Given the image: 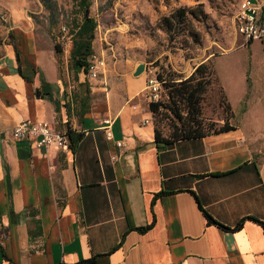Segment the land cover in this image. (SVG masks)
I'll return each instance as SVG.
<instances>
[{"label": "crops", "instance_id": "obj_1", "mask_svg": "<svg viewBox=\"0 0 264 264\" xmlns=\"http://www.w3.org/2000/svg\"><path fill=\"white\" fill-rule=\"evenodd\" d=\"M10 33L0 60V264L73 263L94 255L97 264H264V227L246 218L264 221V154L244 127L158 149L137 63L108 80L105 71L94 79L79 72L93 86L78 82L86 88L80 95L89 90L81 120L73 98L77 121L69 126L83 133L75 149L15 140L10 131L22 119H45L66 131L69 118L55 122L59 102L56 110L36 94V69L54 85V99L59 92L56 64L47 73L40 63L49 52L36 44L27 21ZM13 43L27 78L17 72ZM109 49L116 68V49ZM204 212L230 228L244 220L228 230L207 222Z\"/></svg>", "mask_w": 264, "mask_h": 264}, {"label": "rangeland", "instance_id": "obj_2", "mask_svg": "<svg viewBox=\"0 0 264 264\" xmlns=\"http://www.w3.org/2000/svg\"><path fill=\"white\" fill-rule=\"evenodd\" d=\"M55 1L58 21L50 24L49 12L39 0H0V60L11 43L10 27L27 21L36 44L50 54L51 58L46 52L40 54L43 68L48 73L55 63L57 77H61L59 92L54 93L60 106L55 122L62 117L74 124L78 110L74 94L86 90L78 82L87 88L93 84L81 80L79 74L75 79L72 69L71 31L81 19L78 6L73 0ZM239 1L91 0L90 11L94 5L97 9L90 13L97 21L92 47L107 57V80L110 75L131 73L137 63L147 67L142 72L145 78L156 73L166 80L188 77L201 62L211 64L214 80L202 94L201 116L214 125L205 126V130L219 127L228 117L231 125L244 127L247 139L264 154V41L248 44L236 31L234 15ZM180 11L183 19L177 20ZM170 15L175 22L167 31L159 20ZM55 42L62 46L59 56ZM110 44L116 49V68L112 66ZM68 99L66 110L63 103ZM160 101L168 103L166 83L162 84ZM181 113L185 114V109ZM151 114L154 128L168 136L177 121L174 114L162 106Z\"/></svg>", "mask_w": 264, "mask_h": 264}, {"label": "trees", "instance_id": "obj_3", "mask_svg": "<svg viewBox=\"0 0 264 264\" xmlns=\"http://www.w3.org/2000/svg\"><path fill=\"white\" fill-rule=\"evenodd\" d=\"M42 5L49 12V23L55 24L58 21L56 9L57 4L55 0H39ZM75 4L78 6V9L81 13V19L76 21L75 27L72 28L71 31V42L72 46L70 49V58L72 62V69L74 70L75 79H78V74L80 71H86V64L88 56L94 51L92 47V41L95 37V28L97 26L96 19L90 14V6L91 0H73ZM184 13L180 11V14L176 15L177 20L180 18L183 19ZM172 15L170 16H162L160 18V24L162 27L170 31L174 27V20ZM10 38L13 37L11 33ZM252 41H248L250 44ZM13 47L15 50L16 59L18 62L17 72L24 78H27L21 69L20 66V57L19 50L17 49L15 43H13ZM54 50L56 54L62 53V46L55 42ZM59 62V59H58ZM39 75L40 84L36 88V94L40 97H46L53 101L56 110H58V101L53 98V88L54 85L52 83L47 82L41 71L34 70ZM214 69L213 66L209 63L201 62L199 63L193 72L185 78L177 79L171 76L168 80L163 79L161 76L159 77L163 80V83H166L167 87V95H168V103H163L160 100L156 102H149L148 107L150 111L156 112L160 106L168 109L172 112L176 118V123L173 129L170 131L168 136L162 134V132L154 128V140L156 147L158 149L166 147L168 144H171L177 140L181 139H189V138H197L210 133H216L221 131H226L233 128V125L229 123V118L225 117L223 123L220 124L219 127H215L211 130H205V126L212 127L214 125L213 122L206 123L201 116V101L202 94L206 91L209 85H211L213 78ZM89 90L86 91L84 95H80L77 93L74 95V101L78 103L79 113L77 115L78 119L81 120L83 117V113L81 112V108L87 104L89 99ZM64 106L68 110L69 103L65 102ZM185 109V114L181 113V110ZM66 134L69 140V147L71 149H75L76 145L80 141L83 133L80 131H75L71 129L69 126V119L66 122ZM207 218V222L215 223L219 227L223 229H234L241 226L243 222V218L236 224L234 228L227 227L216 220H214L208 213L204 212ZM247 219L253 220L254 222L260 224L264 227V221L256 219L254 217H246ZM144 230L145 227L140 228ZM56 264H97V255L80 259L73 263H56Z\"/></svg>", "mask_w": 264, "mask_h": 264}, {"label": "built area", "instance_id": "obj_4", "mask_svg": "<svg viewBox=\"0 0 264 264\" xmlns=\"http://www.w3.org/2000/svg\"><path fill=\"white\" fill-rule=\"evenodd\" d=\"M236 31L245 41H264V0H240L234 15ZM106 68V57L104 53L93 51L87 58L86 74L90 78L102 75ZM147 71V67H145ZM162 82L156 73L146 77L145 91L147 101L156 102L161 98ZM106 124V138L111 139L109 129L112 123L110 118L103 120ZM15 140L33 139L36 147L56 145L67 148L69 146L68 136L65 131L56 129L45 119L26 118L17 122L10 131ZM5 131L0 125V144ZM122 146V141L116 142Z\"/></svg>", "mask_w": 264, "mask_h": 264}, {"label": "water", "instance_id": "obj_5", "mask_svg": "<svg viewBox=\"0 0 264 264\" xmlns=\"http://www.w3.org/2000/svg\"><path fill=\"white\" fill-rule=\"evenodd\" d=\"M145 70V65L143 63H140L134 71V75H139L140 73H142Z\"/></svg>", "mask_w": 264, "mask_h": 264}]
</instances>
